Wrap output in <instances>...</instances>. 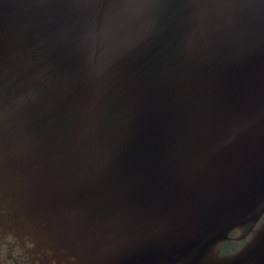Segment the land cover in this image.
Instances as JSON below:
<instances>
[{"label":"water","instance_id":"1","mask_svg":"<svg viewBox=\"0 0 264 264\" xmlns=\"http://www.w3.org/2000/svg\"><path fill=\"white\" fill-rule=\"evenodd\" d=\"M0 264H264V0H0Z\"/></svg>","mask_w":264,"mask_h":264}]
</instances>
